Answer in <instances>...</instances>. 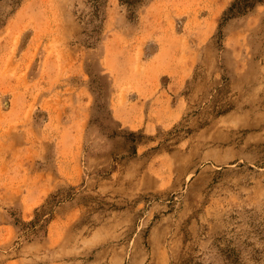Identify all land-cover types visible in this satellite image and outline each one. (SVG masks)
I'll return each instance as SVG.
<instances>
[{
    "label": "rangeland",
    "instance_id": "374dc122",
    "mask_svg": "<svg viewBox=\"0 0 264 264\" xmlns=\"http://www.w3.org/2000/svg\"><path fill=\"white\" fill-rule=\"evenodd\" d=\"M233 1L0 0V264H264V2Z\"/></svg>",
    "mask_w": 264,
    "mask_h": 264
},
{
    "label": "trees",
    "instance_id": "16d2710c",
    "mask_svg": "<svg viewBox=\"0 0 264 264\" xmlns=\"http://www.w3.org/2000/svg\"><path fill=\"white\" fill-rule=\"evenodd\" d=\"M262 2H264V0H234L230 7L224 12V15L232 12H235L234 15L244 14L253 9L257 3Z\"/></svg>",
    "mask_w": 264,
    "mask_h": 264
},
{
    "label": "crops",
    "instance_id": "0c3cea01",
    "mask_svg": "<svg viewBox=\"0 0 264 264\" xmlns=\"http://www.w3.org/2000/svg\"><path fill=\"white\" fill-rule=\"evenodd\" d=\"M132 96V95H131ZM133 98V97H132ZM136 99H138V97H136ZM116 111L118 112V110H121L123 107H120L118 104L116 105ZM121 112V111H120ZM118 118L119 120L125 124V125H130V122L128 121V118L125 117V114L122 113V114H118Z\"/></svg>",
    "mask_w": 264,
    "mask_h": 264
}]
</instances>
